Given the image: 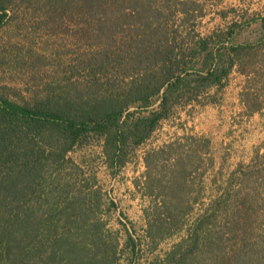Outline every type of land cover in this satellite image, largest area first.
Returning a JSON list of instances; mask_svg holds the SVG:
<instances>
[{
  "label": "trees",
  "instance_id": "16d2710c",
  "mask_svg": "<svg viewBox=\"0 0 264 264\" xmlns=\"http://www.w3.org/2000/svg\"><path fill=\"white\" fill-rule=\"evenodd\" d=\"M12 1L0 0V29L34 22L25 11L17 19ZM37 3L42 14H34L43 20L77 16L76 43L84 47L55 58L54 72L28 98L0 93V264H116L120 231L111 234L100 219L106 192L70 153L98 145L101 162L117 173L178 108L215 104L232 72L255 71L264 13L244 19L258 22L259 35L239 41L245 26L237 19L204 34L196 28L204 15L199 0ZM26 40L0 51V66L24 67L34 57L32 67L48 68ZM186 144L187 150L175 140L145 151L144 188L157 194L150 213L144 208L143 234L135 237L134 226L129 231L119 221L121 250L138 255L140 243L150 252L177 237L148 264H264V150L254 164L238 165L241 182L233 180L235 170L219 185L211 179L205 206L193 214L203 194L188 179L201 155ZM208 156L202 173L214 167Z\"/></svg>",
  "mask_w": 264,
  "mask_h": 264
},
{
  "label": "rangeland",
  "instance_id": "374dc122",
  "mask_svg": "<svg viewBox=\"0 0 264 264\" xmlns=\"http://www.w3.org/2000/svg\"><path fill=\"white\" fill-rule=\"evenodd\" d=\"M37 1L39 0H13L11 6L19 15L17 19L25 11L34 22L8 24L0 29L2 55L11 49L12 45L20 47L27 44L26 38H31L29 41L32 44V50L38 54L43 53L48 63V68L32 67L31 61L34 58L32 57L26 58L28 62L24 67L0 66V93L15 101L28 98L33 93L32 91L40 87L42 81L45 80V74L54 72L56 68L54 63L59 61L55 58L66 57L65 55L68 58L73 57L71 51H81L84 47L79 45V42L76 43L80 38L78 31L82 27L81 23H76L77 16L71 19L68 14L64 13L66 15L61 18L43 20L34 14L36 10L42 14L43 7H38L43 2L37 3ZM199 1L202 2L204 15L196 19V28L203 34L214 29H223L237 19L245 26L241 33L236 35L239 41L251 40L259 35L258 22L246 24L244 19L254 13H264V0ZM222 12H226V16L222 17ZM33 29L34 31L38 29V31L33 32ZM28 31L31 32L28 33ZM31 53L34 52L31 51ZM26 56L28 55L24 54V57ZM254 61L255 71L250 75L245 76L235 71L230 74L228 84L220 92L219 100L215 104L191 103L178 108V113L165 121L161 129L156 131L147 142L140 145L136 156L117 173H111L101 162L98 145L70 153L75 162L81 164L84 171L95 174L96 184L106 192L104 202L107 204L103 206L104 212L100 214V219L106 221V228L111 234L115 235L117 231H120L119 258L116 264H148L154 256L161 255L168 250L173 241L177 240V237L165 238L158 244L156 250L150 252L146 243H140L141 248L137 252L138 255L133 256L127 248L121 250L123 249L124 231L121 230L119 221L126 224L129 231L132 229V224L135 228L133 233L135 237L143 234L144 208L150 206L151 197L157 194V191L152 192L154 194L150 196L144 188L143 155L145 151L175 140L182 143L185 150L189 148L188 144L184 145L186 141L196 146L198 154L201 155V162L188 182L195 188V191L202 187L203 198L199 204H195L193 214L205 206V195L209 192L208 184L211 179L215 178L216 184L219 185L235 170L234 175L239 178L233 180L237 183L241 177L238 165L251 162L256 151L258 154L263 153L264 50H258ZM258 105L262 106L260 110L250 112L252 107ZM208 153L213 155L214 167L202 173L203 168L209 163ZM252 162L254 164L256 160ZM250 185L251 182L248 186ZM155 198L158 196L156 195ZM110 201L114 205H111ZM202 202L204 204H201ZM147 210L150 213L151 209ZM225 243H231V240H225Z\"/></svg>",
  "mask_w": 264,
  "mask_h": 264
}]
</instances>
